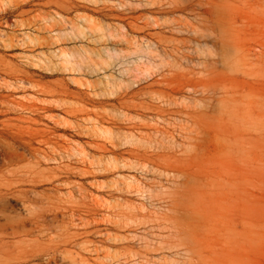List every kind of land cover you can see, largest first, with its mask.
Returning <instances> with one entry per match:
<instances>
[{
    "label": "rangeland",
    "instance_id": "rangeland-1",
    "mask_svg": "<svg viewBox=\"0 0 264 264\" xmlns=\"http://www.w3.org/2000/svg\"><path fill=\"white\" fill-rule=\"evenodd\" d=\"M185 2L4 0L0 11V34L17 39L18 47L0 54L26 81L57 90L59 107L43 122L72 139L73 156L53 169L88 173L86 180L71 181L85 186L92 205L84 214L90 264H264V0H215L221 28L182 10ZM199 5V11L209 6ZM223 36L226 54L219 43L213 45ZM149 50L152 72L146 75L139 73L146 65L138 72L133 62ZM62 51H70V67ZM63 89L69 92V117ZM34 94L19 97L49 101ZM50 118L60 122L52 119V125ZM66 120L72 124L65 135ZM129 199L136 206L131 224L124 216Z\"/></svg>",
    "mask_w": 264,
    "mask_h": 264
},
{
    "label": "bare ground",
    "instance_id": "bare-ground-1",
    "mask_svg": "<svg viewBox=\"0 0 264 264\" xmlns=\"http://www.w3.org/2000/svg\"><path fill=\"white\" fill-rule=\"evenodd\" d=\"M204 2L207 4V6L208 5L209 6L206 7V9L199 11L197 9V5H199V4L202 5V3H204ZM113 3L115 4V2H113ZM201 5H199V6H201ZM3 7H4V0H0V11L1 10L3 11ZM182 10L189 11V12L196 14L200 18L201 21L206 22V24L208 23L209 25L211 24L212 27H220L221 28L222 26H225L223 23V20L221 18L220 13L217 12L215 0H186V2L182 6ZM83 20H85V19L83 18ZM70 22H72V21H70ZM159 23H154V24L159 25ZM72 25H74V23H72ZM73 27L77 28V26H73ZM98 27L100 28V26H98ZM191 27H192V25H191ZM153 28L154 27L152 26V29ZM87 29H88V27H87ZM189 31H191V30H189ZM70 32H71V34H73L74 31L72 30V28H71ZM86 32H88V30ZM224 32H226V34H227L226 30ZM67 33L64 35L66 36ZM75 33H76V31H75ZM77 33L79 34V31H77ZM91 33H93V31ZM68 34H70V33H68ZM81 34H79V35H81ZM71 36H72V38H74L73 35H71ZM109 36H111V33H109ZM5 37H7V36H5L3 34L1 36V34H0V50H1V52L3 50H6V48L8 49V47H12V48L14 46L17 47V44L16 45L14 44V43H17L16 42L17 39L14 42V39L13 40H12V38L9 39L10 37L9 38L7 37L8 38L7 39ZM56 37H57V35H56ZM60 37H63V34ZM68 38H69V36H68ZM81 38L79 37V39H81ZM118 38H119V36H118ZM118 38H117V40H118ZM126 38H125V41H126ZM77 39H78V37H77ZM110 39H111V37H110ZM20 40H22V39H20ZM30 40L31 39H29L28 41H30ZM142 41H144V40L142 39ZM49 42H51V41H49ZM18 43H19L20 47H23L20 44L21 41H18ZM22 43H23V41H22ZM130 43L132 44V42H130ZM213 43H214L213 44L214 46H218L217 43H219L221 49L226 54V52H227L226 49L228 47L227 37L223 36V37L219 38L218 40L215 39ZM146 44L149 45L148 43H146ZM138 47H140V45H138ZM155 47H156V45H155ZM136 48H137V46H136ZM152 48L154 49V46ZM173 48H176V46ZM178 49H180V48H178ZM147 50H148V48H147ZM150 50L148 51V54H146V55L140 54V55H138L137 59H135L136 56H135V58H133V59H135L133 63H134V66H136L135 68L137 71L139 70V67H141V65H143V67H144V65H146V67L143 68L142 71H140V72L138 71L139 73H144L146 75L150 74L151 68L149 67L150 65H148V63L151 62V60H150L151 58L149 57ZM64 51H62L63 53L61 52L62 53L61 56L63 57L64 60L63 61H62V59H60V60L62 62L66 61L64 63H68V66H69V63H70L69 62V59H70L69 53H70V51L68 54ZM175 51H176V49H175ZM87 52H88V50H87ZM38 53H41V52H38ZM125 53H126V50H125ZM127 53H129V51ZM172 53H173V51H172ZM181 54H183V53H181ZM121 55H122V53H121ZM53 56H55V55H53ZM151 56H152V53H151ZM182 56L183 55H181V57ZM184 56H183V59H185ZM186 57L188 58V56H186ZM19 58L20 57H18V60H19ZM46 58H48V57H46ZM188 59H190V58H188ZM193 59H192V62H193ZM20 60H23V59H20ZM15 61H17V60H15ZM51 62L49 61V64ZM125 62H126V60H125ZM49 64H47V66H50ZM80 64H82V63H80ZM162 64H164V63H162ZM180 64H181V62H180ZM43 65H46V64H43ZM121 65H122V63H121ZM170 65L173 66V64H170ZM52 66H54V62H53ZM57 66L58 65H56L55 67L57 68ZM78 66H79V64H78ZM118 66H119V64H118ZM34 67H36V65ZM62 67L65 68V64H63L61 66L60 70L63 69ZM106 67H107V65H105V69H106ZM120 67H122V66H120ZM123 67H122V69H123ZM205 67H206V65H205ZM42 68H44V66L42 67V65H41V69ZM50 68H52V67H50ZM71 68H74L73 63H72ZM71 68L69 70H71ZM101 68H103V66ZM110 68H112V66H110ZM125 68H127V67L125 66ZM114 69H118V68H114ZM47 70H48V68H47ZM53 70L55 72V68ZM75 70H77V69H75ZM168 70H170V69L168 68ZM19 72L20 71L18 69H16L11 64V62L9 61V59H7V57L0 54V264H90L89 258L87 257V253H89V250H88L89 248H87L88 231H87V227H86V222H84L85 220L86 221H88V220H87V218L85 219L86 216L84 214L86 212V208H92L91 207L92 205L88 201L89 200V194L87 193L85 186L82 183H76V182L71 181V178H73V177L74 178L78 177L79 179H85L86 180V178L88 177V175H87L88 173L86 171L79 169V168H67V169H64L60 172H55V170L53 169L54 168L53 166L55 164L62 163L64 161H70V158L73 156L71 153V148H72L70 146L71 144L68 145L69 141H70V143H73V142H71L72 139L69 138V141H67L68 139L66 140V138H65V140H64L61 137V135L57 134L58 128L56 127L57 125L54 124L55 119L52 118V119H54V121L51 118L49 119L50 121L52 120V122H53L52 125L54 124V126H51V125L48 126L47 124H45L43 122L44 115H46V113H48L51 110V108H53V107L55 108V106L59 107V105H56L57 102L59 101V100H57L58 99L57 98V96H58L57 90L52 89V88H40L41 86H37L39 88V89H37V87H36L37 84L36 85L31 84L32 81L28 78H27L28 81H26V79L23 78ZM47 72H49V71H47ZM51 72L54 73L52 70H51ZM62 72H63V70L61 71V73ZM132 72H133V70H132ZM44 73H46V72H44ZM125 73L126 72H124V74ZM130 74L131 73H129L128 75L130 76ZM110 76H112V75L110 74ZM150 77L152 79L151 75H150ZM147 79L148 78H146L145 80H147ZM107 83H108V81H107ZM98 85H100V84H98ZM29 90L31 92L33 91L35 93L34 95L40 94L44 97H47L49 99V101H44L43 103L38 104L39 102L37 103L35 100H33V101L30 100L33 97H31L29 99H28L27 95H26L27 98L22 97L21 95L19 97L20 92H22V93L28 92ZM61 93H62V95H60L61 99L63 100V103L66 106L64 108V114H65L64 116H66V115L68 116L70 114V111L67 108L68 99H69V92L67 90L63 89L61 91ZM113 94H114V92H113ZM23 96H25V95H23ZM37 101H38V99H37ZM158 101H159V98H158ZM60 103H61V101H60ZM185 109H186V106H185ZM60 110H61V108H60ZM52 115H54V114H52ZM45 118L47 119V116ZM56 118H57V115H56ZM90 118H89V120H90ZM150 118H151V116H150ZM58 120L59 121H57V122H60L59 118H58ZM61 120H63V118ZM147 120H149V119H147ZM61 122L63 124L62 132L65 134L68 131V125L70 126V124H72V123H69L67 120L65 122L64 121H61ZM142 122H143V120H142ZM95 123H96V121H95ZM93 124H94V122H93ZM71 127H72V125H71ZM168 127H170V126H168ZM96 128L97 127H95V129ZM73 129H74V126H73ZM87 129H88V127H87ZM91 129H94V128H91ZM99 130H100V128H99ZM101 130H103V129H101ZM76 131H77V129H76ZM83 131H85V130H83ZM93 132L95 133V131H93ZM139 132H137V134H139ZM151 132H153V131H151ZM155 132L159 133V134L165 133L163 130H160V129H155ZM83 134H82V136H83ZM88 134L90 135V133H88ZM88 134L86 136H88ZM147 134H148V132H147ZM82 136H80V137H82ZM94 136L96 139V134ZM141 136H143V135H141ZM168 136L172 137L171 135H168ZM60 138L62 139V141H60ZM95 139L93 141H96ZM108 139H110V138H108ZM113 140H114V137H113ZM113 140L111 141L112 143L114 142ZM105 141H106V139H105ZM96 142H98V141H96ZM74 146H76V145H74ZM91 146H93V145H90V147ZM112 146H113V144H112ZM167 146H168V144H167ZM77 147L78 146H76L75 148L77 149ZM96 147H98V146L96 145ZM80 148L81 147H79L78 149H80ZM93 150H95V149H93ZM99 151H100V149H99ZM102 151H100V153ZM80 152H81V150H80ZM82 152H85V154H86L85 150L84 151L82 150ZM73 154H76V153H73ZM83 155H84V153H83ZM87 155H89V154L87 153ZM114 157H113V159H114ZM80 159H81V157H80ZM85 159L87 160L88 157ZM101 160L103 161V159H101ZM115 160H118V159H115ZM93 162L94 161L92 160V163ZM98 162H94V164L97 163L100 165L99 160H98ZM129 162H130V160H129ZM106 163H108V162H106ZM114 163H115V161L113 162V166H112L113 168H110L112 171L115 168ZM102 164H104V163L102 162ZM109 164L110 163H108V165ZM75 165H76V163H75ZM90 165H92V164L89 163V166ZM108 165H107V168L110 167V165H109V167H108ZM116 166H118V165H116ZM124 166H126V164ZM127 166H129V165H127ZM143 166L146 167V165H143ZM90 167H92V166H90ZM96 168H98V167H96ZM122 168H124V167L122 166ZM116 169L118 170V168H116ZM126 169H127V167H126ZM119 171H121V170H119ZM115 172H117V171H115ZM97 176L98 175H96V177ZM130 176L132 177V175H130ZM114 181H115V179H114ZM128 181H130V179ZM128 181H126V182H128ZM85 182H87V181H85ZM112 184L114 185V183H112ZM130 185H132V184L130 183ZM130 185H129V187H128V185H126V186L129 188L128 191L131 193V192H133L132 190H134V189L131 190L130 188H132V186L130 187ZM96 186H99V183ZM96 186L94 188H96ZM134 187L135 186H133V188ZM97 189L100 190L99 187ZM101 189H102V187H101ZM145 189H146V187H145ZM117 190L120 191V189H117ZM92 194H91V196H92ZM96 198H98V197H96ZM91 199H92V197H91ZM125 203H127V202L125 201ZM112 206H113V204H112ZM122 206H124V205H122ZM134 206L132 205V202L129 199L127 209L124 210V216L127 218V220L126 219H124V220H126L129 224H131V222L133 221V216H134L133 207ZM114 207H117L115 205V202H114ZM110 209H111V205H110ZM113 214H115V213H113ZM112 218H114V216ZM109 219H111V218H109ZM116 219H117L116 221L119 223V221H118L119 218L116 217ZM114 220H115V218H114ZM103 221H104V219H103ZM111 222L115 223V221H112V220H111ZM114 223H111V224H114ZM96 224H99V220ZM94 225L92 227H94ZM115 225H113L112 227H114ZM127 226H128V224H127ZM116 234H118V233H116ZM116 234H115V236H116ZM120 234H122V233H120ZM129 236H128V238H129ZM88 237H89V235H88ZM120 237L122 238L121 235H120ZM121 238H120V240H121ZM129 239H131V237ZM95 248L98 250L97 247H95ZM101 248L102 247H100V249ZM126 253H128V252H126ZM132 256H133V254H132ZM130 261H132V260H130Z\"/></svg>",
    "mask_w": 264,
    "mask_h": 264
}]
</instances>
